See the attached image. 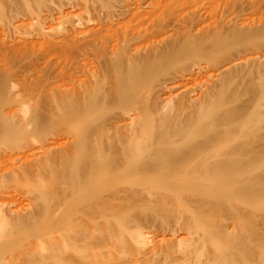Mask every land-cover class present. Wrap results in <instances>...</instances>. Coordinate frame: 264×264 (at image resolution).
Returning a JSON list of instances; mask_svg holds the SVG:
<instances>
[{
	"label": "rangeland",
	"instance_id": "1",
	"mask_svg": "<svg viewBox=\"0 0 264 264\" xmlns=\"http://www.w3.org/2000/svg\"><path fill=\"white\" fill-rule=\"evenodd\" d=\"M262 59L264 0H0V264H264Z\"/></svg>",
	"mask_w": 264,
	"mask_h": 264
},
{
	"label": "bare ground",
	"instance_id": "2",
	"mask_svg": "<svg viewBox=\"0 0 264 264\" xmlns=\"http://www.w3.org/2000/svg\"><path fill=\"white\" fill-rule=\"evenodd\" d=\"M259 66L261 67V70H264V59L259 61ZM224 76L225 75H223L222 79H224ZM229 82L230 81H225L224 85L222 84L220 88H223V86L224 87L227 86ZM224 92L225 91L223 89V91L221 92L220 95H222L221 98L222 97L225 98L224 99V104H225L227 101L228 94H224ZM250 92H251L250 100L258 98L257 104L258 105H264V76H261L260 83H259V89L258 88H250ZM217 93H218V89L216 91V94ZM65 97H67V96H65ZM215 106H216V108H214ZM214 107H212L213 111L207 112L206 115H215L217 125L218 124L221 125L223 123H226V121L228 120V119H226L227 116H230L232 118L241 117L240 120L238 121V125H242V124H244V122H246L248 119H250V117L245 114V111L243 108H240V109L236 108V110H232L231 113L229 114L230 111H228L227 109H224L221 102H220V107H223L222 110H220L217 107V105H214ZM187 125L188 124L186 123L185 126H187ZM186 130L187 129H184V132ZM210 143H211L210 140L203 141L201 144L194 146L189 151L184 152L182 158L183 159H190L196 155L203 153L205 151V149L210 145ZM259 149L264 150L263 148H259ZM35 166H36L35 162L31 163V164L23 165V169H24L23 172L24 171H28V172L33 171V170H35ZM21 169H22V165L14 168L16 173H20ZM144 169L148 173L153 174L156 170L159 169V166L157 165V163L155 161H153V162L145 165ZM186 177L187 176L183 175V174H173V178H186ZM105 208H107V206H105ZM5 212L9 213V216L11 217V219L14 222L17 221L22 225L35 222L37 217L40 215V213L36 209H31V210L26 209V211H23L22 213H19V211L14 210V209H7L5 211H2V214ZM143 258L147 259V256H144Z\"/></svg>",
	"mask_w": 264,
	"mask_h": 264
}]
</instances>
